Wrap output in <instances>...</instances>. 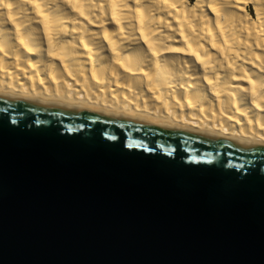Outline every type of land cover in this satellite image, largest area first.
Segmentation results:
<instances>
[{"label": "water", "instance_id": "obj_1", "mask_svg": "<svg viewBox=\"0 0 264 264\" xmlns=\"http://www.w3.org/2000/svg\"><path fill=\"white\" fill-rule=\"evenodd\" d=\"M0 264H264V145L0 94Z\"/></svg>", "mask_w": 264, "mask_h": 264}, {"label": "bare ground", "instance_id": "obj_2", "mask_svg": "<svg viewBox=\"0 0 264 264\" xmlns=\"http://www.w3.org/2000/svg\"><path fill=\"white\" fill-rule=\"evenodd\" d=\"M0 94L264 145V0H0Z\"/></svg>", "mask_w": 264, "mask_h": 264}, {"label": "rangeland", "instance_id": "obj_3", "mask_svg": "<svg viewBox=\"0 0 264 264\" xmlns=\"http://www.w3.org/2000/svg\"><path fill=\"white\" fill-rule=\"evenodd\" d=\"M192 1V0H191ZM248 12L250 13V14H253L252 13V9H250V7H248Z\"/></svg>", "mask_w": 264, "mask_h": 264}]
</instances>
